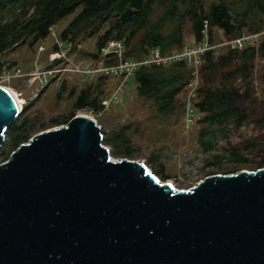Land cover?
Here are the masks:
<instances>
[{
    "label": "water",
    "instance_id": "obj_1",
    "mask_svg": "<svg viewBox=\"0 0 264 264\" xmlns=\"http://www.w3.org/2000/svg\"><path fill=\"white\" fill-rule=\"evenodd\" d=\"M18 114L0 85V149ZM0 264H264V167L179 189L75 114L0 163Z\"/></svg>",
    "mask_w": 264,
    "mask_h": 264
},
{
    "label": "trees",
    "instance_id": "obj_2",
    "mask_svg": "<svg viewBox=\"0 0 264 264\" xmlns=\"http://www.w3.org/2000/svg\"><path fill=\"white\" fill-rule=\"evenodd\" d=\"M71 14L73 17L56 38L69 45L71 53L85 39L96 36L95 52H83L96 61L101 59L100 47L110 39L122 41L126 59L140 60L152 48H158L161 54L171 53L186 43L187 27L191 42H197L204 20L213 41L232 39L242 32L264 31V0H0V70L16 67L15 61L4 58L5 54L19 46L33 47L48 39L57 23ZM217 31L219 37L215 36ZM56 49L53 43L50 51ZM259 60H264V32L256 45L246 44L240 49L225 46L217 53L205 54L194 99L200 113L196 120L200 125L197 139L205 154L216 149L217 131L227 136L232 128L250 122L260 130L264 128V64L258 65ZM111 62L106 60L107 64ZM104 76L107 75H98L100 80L96 84L88 83L78 92L74 88L68 91V98L74 100L66 116L44 119L37 112H30L33 102L26 103L6 130V147L16 149L34 133L66 123L77 109L98 110L101 98L107 94L101 82ZM132 77L138 96L152 100L158 113L178 114L183 122V94L191 80L186 63L141 65ZM54 80L55 76L51 78ZM47 87L42 88L34 101ZM66 88L62 79L58 98ZM128 127L125 125L110 134L101 127L103 140L111 145L112 157L131 158L136 151L125 133ZM219 151L220 154L204 159V168H221L224 161L234 168L264 167V133L237 145L227 143ZM4 152L2 149L0 155ZM246 153L257 157L249 160ZM148 162L161 180L168 178L158 154L151 153Z\"/></svg>",
    "mask_w": 264,
    "mask_h": 264
},
{
    "label": "rangeland",
    "instance_id": "obj_3",
    "mask_svg": "<svg viewBox=\"0 0 264 264\" xmlns=\"http://www.w3.org/2000/svg\"><path fill=\"white\" fill-rule=\"evenodd\" d=\"M72 17L73 14L59 21L48 39L43 40L39 44H35L33 47L27 45L19 46L4 56L8 61H15L16 67L20 70L19 74L9 72L10 76L5 77L1 85L7 86L5 88L16 93L21 99H24L22 106L26 103L33 102L30 112H37L44 119L50 118L51 116L68 115L72 110L71 105L74 100V97L71 99L68 98V91L74 88L78 92L84 86H87L88 83L92 82L96 84L100 80H97L98 75H107L101 79L105 93L113 91L115 86V78L110 74H97L92 78H82V75L75 71L55 72V75H53L55 76L54 81H51L52 75H42V72L50 64V52H54L50 51L51 47L53 43L57 45V41H59L56 39L58 31ZM215 36L219 37L220 33L217 31ZM185 37L186 43H191L192 37L188 27L185 29ZM95 42L96 36L85 39L71 53H69L70 46L64 44V54L82 66L97 67L104 61L102 56L99 61H96L95 59H91L90 56L83 54V52H95ZM58 49L59 47L57 45L56 50ZM259 62L258 65L264 64V60H259ZM62 79L65 80L67 88L62 92L61 97L58 98L57 92ZM44 86L48 87L44 90L41 97L34 101V98ZM124 91V96H121L120 101L112 104L108 110L97 117V122L107 132L106 134H110L113 130L120 129L125 125L129 126L125 130V133L130 138L136 151L128 159L148 163L147 166L152 170V165L149 164L148 157L151 153L158 154L160 163L164 165L165 173L168 175V178L162 181H169L179 189H187L207 175L216 173L228 174L242 169L255 170L253 166L245 165L234 168L224 160L221 168L216 166L204 168L203 162L208 155L212 156L219 153V148L225 144L237 145L247 142L259 136V134L264 133V128L260 130L250 122L245 123L239 128H232L227 136H222L217 131L218 142L216 143V149L211 153L205 154L197 139L200 128L198 123H195L190 128H185L178 114L165 115L158 113L152 100L137 95L136 85L132 76L127 79ZM79 111L77 109L74 112L77 114ZM52 127L55 126L48 128ZM103 144L108 147L109 151L111 150L110 144H107L104 140ZM2 149L5 152L0 155V163L6 161L10 153L14 150L12 147H6V140L0 151ZM246 157L249 160H253L257 156L252 153H246ZM113 158L119 159L117 157Z\"/></svg>",
    "mask_w": 264,
    "mask_h": 264
},
{
    "label": "built area",
    "instance_id": "obj_4",
    "mask_svg": "<svg viewBox=\"0 0 264 264\" xmlns=\"http://www.w3.org/2000/svg\"><path fill=\"white\" fill-rule=\"evenodd\" d=\"M208 22L204 20L201 38L197 42L185 43L181 48L172 51L168 54H161L158 48L150 49L140 60L124 58V46L119 39H110L100 47L99 53L104 59L97 66H82L81 64L72 61L64 54L63 43L57 41L59 47L53 53L50 52V64L42 73L44 76L55 75V72L75 71L82 75V78H92L97 74H110L115 78V86L113 91L105 94L100 100V108L95 110L91 107H82L79 110L80 115L89 116L96 124L97 117L101 116L112 104L120 101L121 96H124V88L127 79L132 76L134 71L141 65H167L175 62H184L190 68L191 80L188 83L182 100L183 124L185 128L192 127L196 120L200 117V113L194 105V99L197 88L199 86V68L204 62V56L207 52L217 53L221 48L230 46L231 48H242L246 44L256 45L259 36L262 32L246 33L232 39H221L213 41L210 39L208 30ZM57 39V38H56ZM58 40V39H57ZM106 60L112 61L106 63ZM55 67V68H54ZM19 68L13 67L11 70L3 68L0 70V85L5 77L10 76L9 72L19 74ZM100 127L101 125L98 124Z\"/></svg>",
    "mask_w": 264,
    "mask_h": 264
},
{
    "label": "bare ground",
    "instance_id": "obj_5",
    "mask_svg": "<svg viewBox=\"0 0 264 264\" xmlns=\"http://www.w3.org/2000/svg\"><path fill=\"white\" fill-rule=\"evenodd\" d=\"M4 87H7V86H4ZM8 88H10V87H8ZM7 89V88H6ZM8 90V89H7ZM9 92H11V94L13 95V97L15 98V100H16V102H17V104H18V108H19V113H21V111H22V108H23V103H24V99H21L20 97H18L17 95H16V93H14L13 91H10V90H8Z\"/></svg>",
    "mask_w": 264,
    "mask_h": 264
}]
</instances>
